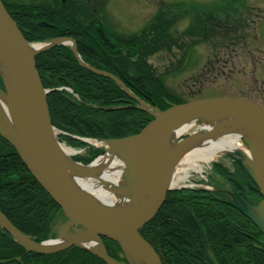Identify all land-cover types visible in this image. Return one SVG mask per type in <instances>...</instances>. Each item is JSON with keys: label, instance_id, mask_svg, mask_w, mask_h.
I'll list each match as a JSON object with an SVG mask.
<instances>
[{"label": "trees", "instance_id": "obj_1", "mask_svg": "<svg viewBox=\"0 0 264 264\" xmlns=\"http://www.w3.org/2000/svg\"><path fill=\"white\" fill-rule=\"evenodd\" d=\"M53 1L58 3L55 9L19 6L16 14L3 2L29 41L71 37L86 64L122 80L132 92L138 95L146 92L156 101L165 103L168 100L174 103L186 101L185 98L175 100L176 95L165 90L166 79L172 73L170 71L174 65L170 69L167 66L165 72L158 73V69L148 61L149 56L162 50L169 51L174 41L178 42L179 36L175 35V38L169 32L171 22L162 28L156 38L148 40L145 37L144 40L140 36L141 44L135 36L138 33H124L119 38L116 35L120 50H113L96 31L98 19L104 20L108 16L104 2L95 4L96 1H91V5L85 4L84 10L80 12L71 10L66 5L61 6V0ZM200 9L193 8L189 11L195 13L197 18L196 24L193 23L190 29L183 31L189 36H204L199 23L202 15ZM199 10L200 14L197 13ZM206 15L205 20H218L212 12H207ZM135 44L144 54H137L132 58L123 52L125 48L128 50L129 45L131 47ZM144 44L143 48L141 45ZM185 57L182 56L180 67ZM36 64L43 86L51 90L47 101L54 126L78 136L111 139L138 133L150 121V116L145 111L132 107L134 100L110 76L95 73L81 65L69 46L57 44L40 52L36 56ZM65 87L78 93L81 101L67 92ZM62 137L73 145L82 143L69 135ZM75 158L85 163L90 160ZM235 167L238 177L256 185L238 162ZM217 168L228 175L220 165ZM0 210L15 227L31 234L36 241L47 238L49 223L60 211V207L37 182L12 147L10 150L0 149ZM238 225L247 227L246 234L250 233L251 237L240 232ZM141 232L159 250L166 264H264V235L261 231L227 203L204 191L169 192L163 208ZM103 239L105 241L106 238ZM105 244L109 252L111 249L116 252L120 249L116 242L106 240ZM238 247L243 250L245 262L240 261ZM0 264L105 262L75 246L53 254L29 252L6 229L0 227Z\"/></svg>", "mask_w": 264, "mask_h": 264}, {"label": "water", "instance_id": "obj_2", "mask_svg": "<svg viewBox=\"0 0 264 264\" xmlns=\"http://www.w3.org/2000/svg\"><path fill=\"white\" fill-rule=\"evenodd\" d=\"M63 41L74 44L72 39H55L49 40L43 46L36 48L25 39L2 0H0V52L7 55L17 65L24 87L23 96H20L15 101L20 105V111L19 109L17 111L16 108L19 127L22 131V133L20 132V138H16L7 130L8 128L6 127V122L3 120L1 110L0 134L15 147L31 173L59 204L63 214L67 218V221L64 223L67 225L60 232L61 234L63 231H66L65 234L53 237L58 235L55 231L57 224L54 223L48 240L36 242L17 229L0 211V218L2 219L0 224L24 248L29 251L50 254L75 245L97 254L107 260V264H125L122 262L118 263L117 260L112 259L107 254L104 245L97 238L99 234L100 236H106L115 240L121 245L123 253H120V256L121 258L126 256L128 264H134L129 259L127 253V246L132 244L140 245L143 249L148 257L146 264H161L157 253L151 244L139 233V229L158 212L168 190H170L171 178L167 172L163 173L159 169L158 171L148 161L147 146L165 128L188 119L197 113L203 115L209 112L234 113L236 116L245 117L256 124L263 135V140L259 141V139L251 136L244 137V140L251 147L253 155L256 157L255 159L258 156L253 167H247V169L254 176L264 196V108L258 103L243 97L197 99L184 104L173 105L164 112H158L155 119L148 123L146 125L147 128H143L141 132L131 137L106 140L110 148L120 147L122 150L120 156L123 155L121 157H125L126 162L129 161V167L124 172V178L130 184L141 188L149 180H152L153 183L155 182L154 195L145 210L130 215L124 214L125 212L112 211L98 205L97 203L99 202L89 200V198L87 199V197L80 194V190L74 184H69L68 180L63 178L64 176H61L53 169L50 146L56 138L46 100L49 90L43 87L35 62V55L38 52ZM73 48L76 50L75 46ZM77 56L79 57L78 54ZM79 60L80 63L85 65L81 59ZM91 69L110 76L122 89L127 90L129 93V90L123 86V83L120 80L118 81L114 76L103 71ZM1 92L4 93L3 91ZM4 94L8 98L10 97L9 91ZM129 94L133 98H136L133 94ZM13 99L15 100L14 94ZM10 102L9 108L13 110L14 108L11 105L14 104L12 101ZM127 147H130V149H126ZM130 151L134 152L133 156L135 158L128 156V152ZM82 166L85 167V165ZM231 204L261 226L264 231V199L259 205H251L240 197H237L236 202ZM72 226L80 227L82 231L68 233L67 230ZM86 233L96 237V240L100 243V248L96 249L92 245L89 246L83 243L82 237ZM23 237H27V239H23Z\"/></svg>", "mask_w": 264, "mask_h": 264}, {"label": "rangeland", "instance_id": "obj_3", "mask_svg": "<svg viewBox=\"0 0 264 264\" xmlns=\"http://www.w3.org/2000/svg\"><path fill=\"white\" fill-rule=\"evenodd\" d=\"M3 1H5V3L10 7V10L15 14L18 12L19 6H25L30 9L33 7H40V9H44V7L55 9V6L58 5V3L56 4L53 0H2V2ZM61 1V6L66 5V7L70 8L71 10L76 9L80 12L84 10L85 4L91 5V1H96L95 4H99V2L100 4H102V2H104V4H106L107 6L106 11L108 12V16H105L104 20L101 18L98 19L97 22H101V24H98L97 30L99 31L103 26L104 30L107 29V31L112 35H118L121 33H138L139 36L138 34H136L135 36L140 44V36L144 40L145 37L148 40L156 38L157 35H160L162 28L169 25L171 22L169 32L174 36H179L178 42L174 41L173 47L169 51L162 50L154 53V55L152 56H149L148 61L156 67L155 69H158V73L165 72L164 70H166L167 66L170 69L172 68V64L174 65V68L171 69V71L169 70L172 73L168 75L164 87H166L165 90L176 95L177 98L175 97V100H181L185 98L186 102H188L187 100L191 99L192 97H194V99H210L227 98V96H242L260 103L264 108V0ZM203 5H205V7H202ZM193 8L202 9V17L200 16L201 19L199 23L201 30L204 32V36L197 34L195 36L191 35V37L183 32L187 29H190L189 27L194 25L193 23H195V20L197 21V18H195V13H189V11ZM200 10L197 13L200 14ZM207 12H212L217 16L218 20H212V18H208L207 20H205L204 16L207 17ZM211 22L213 24H211ZM106 23H108V27L106 26ZM125 35L128 36V34ZM181 39L182 41H180ZM135 45L137 46V44ZM141 46L144 48L145 44ZM123 52L128 53L132 58L136 57L137 54H144V51L142 49L139 50L137 47H134V45H132L131 47L129 45L128 50L127 48H125ZM184 55L186 57L184 62L182 63V66L180 67L182 56ZM178 67H180V69H177ZM5 82L7 81L2 77L0 73V84L4 89V93L8 91L7 84ZM122 83L123 86L129 89L124 84V82ZM122 90L126 93V95L132 98L129 95V93L131 92L128 93L125 89ZM140 96L141 97L138 96L139 100L132 98L134 99V102H136V104L132 105V107H134L135 109H140V107H143V103H146L150 107H148L149 111H144L148 114V116L152 117V120L154 119L153 112L157 113L158 110L164 112L167 108L172 107L173 105H180L179 103H174L172 100H168V103L156 101L154 98H152L151 95L146 92H143V94ZM199 121L201 120H197L198 123ZM199 124H202V122ZM53 128L55 127L53 126ZM143 128L146 129L147 126H144ZM208 130L209 129L204 126L203 128L199 129L196 122L192 126V132L198 131L200 132L199 134L202 135L207 134ZM191 133L190 131H188L184 134H181L178 141L191 139ZM131 136L132 135H130V137ZM100 143L101 141H99V144ZM103 143L105 144V142ZM242 143V147L246 148L247 142L243 140ZM9 145L15 149V147L0 134V149L2 150L3 148L4 150H10L11 147ZM73 146L77 147L78 145L75 144ZM67 147L75 150L74 147ZM104 147L98 149L95 153H97V155L101 154L104 151ZM106 149L107 148L105 147V150ZM126 149H130V147H127ZM15 151L17 152L16 149ZM77 151L78 153H76V155H79L77 157L80 158H87L86 156L88 154L94 153L93 151L90 152L89 148ZM17 154L19 155L18 152ZM133 155L134 152H128L129 157ZM19 157L22 159L20 155ZM219 161L229 162V159L220 158ZM204 170H206V172H209L207 176L208 178H211L214 175L218 180L220 185L215 186L214 188L219 194L221 193L228 195V192H230L232 195L235 194L227 183H225L223 180H220L214 173H212L210 165H205ZM123 181H125L124 175ZM126 181L129 182L127 179ZM214 182L215 180L212 178L208 183L212 184ZM249 188L250 187L246 188V192H251ZM216 191H214L213 193H216L215 196H218V193ZM79 193L85 196L83 191L81 192L80 190ZM255 202L257 201L251 198L249 204H260ZM231 207L236 210L235 206ZM62 212L63 211L61 208L60 211H58V213L55 215V219L59 220L55 229L58 235L53 237H57L66 233V231H63L60 234L61 230L64 229V226L67 225L64 224V216L61 215L63 214ZM3 215L5 216L4 213ZM146 224L147 223H145L142 227L144 228ZM67 231L68 233H74L76 231L81 232L82 228L72 226ZM26 235L31 240L34 239L36 241L34 236H32L31 234L26 233ZM246 235L248 237H251L250 233ZM47 237L49 238V233ZM97 238H99L98 240L105 247L106 244L104 243V239L99 234ZM149 243L151 244L153 249L155 248L156 250V247L151 242ZM70 248L71 246H68L64 250ZM121 249V246L118 252H116L114 249H111V252L108 251L109 256L112 259L117 260L118 263L122 262L128 264L126 256H124V258H121L120 256V253L122 252ZM158 251L156 250L158 258L164 260L162 254ZM237 251L240 253L239 256H241L240 261L245 262L243 257V250L241 251V247H238ZM113 252L115 256H117L116 258L112 256ZM210 256L212 258V255ZM102 260L105 262L107 261L105 259ZM230 260H233V258H231Z\"/></svg>", "mask_w": 264, "mask_h": 264}, {"label": "bare ground", "instance_id": "obj_4", "mask_svg": "<svg viewBox=\"0 0 264 264\" xmlns=\"http://www.w3.org/2000/svg\"><path fill=\"white\" fill-rule=\"evenodd\" d=\"M35 47L37 48L38 45ZM0 71L8 82L5 83L10 93L8 98L0 91V110L3 114V120L6 122L7 130L16 138H20V132L22 133V131L17 119L18 112H16V108L18 111L20 105L15 101L24 94L21 73L17 65L1 52ZM10 101L14 104L11 105L14 108L13 110L9 108ZM197 114L165 128L147 146L148 156H146L148 161L157 170L168 173L171 181L174 182L172 188L195 186V184H188L187 179L200 178L204 170L203 165L217 159L225 152L240 154L243 157L242 160L249 167H253L256 157L251 149L242 147V141L248 135L259 139V141L263 140V135L256 124L245 117L223 112ZM196 119H200L199 123L202 122V124H199ZM195 122L199 129L203 126L208 128L207 134L202 135L198 131H196L197 133L192 132V126ZM188 131L192 132V138L178 141L179 136ZM91 144L98 145L94 140H91ZM100 144L105 145L104 143ZM106 147L105 152L98 155L92 163L84 167L71 162L72 154H76V150L61 144L55 139L50 146L53 169L64 176L63 178H66L69 184H74L77 189L83 191L84 195L89 197V200L94 199L99 202L98 205L112 211L125 212L124 214L129 215L145 210L154 195L155 182L149 180L145 186L137 188L127 182L126 179L123 181V175L129 167V161L126 162L125 157L120 156L122 151L120 147L110 148L107 145ZM165 201L166 197L159 207V212ZM156 215L157 213L146 223L148 224ZM0 221H2L1 218ZM142 229L143 227L139 229V233L149 242L142 234ZM238 229L240 232H245L244 234L247 233V227L244 228L238 225ZM23 239H27V237H23ZM82 239L84 244L92 245L96 249L100 248V243L96 240V237L86 233ZM157 247L159 248V245ZM127 250L129 259L134 264L147 263L148 257L140 245H128Z\"/></svg>", "mask_w": 264, "mask_h": 264}, {"label": "flooded vegetation", "instance_id": "obj_5", "mask_svg": "<svg viewBox=\"0 0 264 264\" xmlns=\"http://www.w3.org/2000/svg\"><path fill=\"white\" fill-rule=\"evenodd\" d=\"M229 178L231 179V181L233 182V183H235L236 184V187H238L237 186V180H241L242 178H239V177H236L234 174H231V175H229ZM245 184H247V182L245 181L244 182ZM238 189H239V191L241 192L240 194H243L244 196H248L249 194H247L246 193V190H245V188L244 189H241V188H239L238 187ZM212 195V194H211ZM213 196V195H212ZM165 264H166V262H164Z\"/></svg>", "mask_w": 264, "mask_h": 264}]
</instances>
